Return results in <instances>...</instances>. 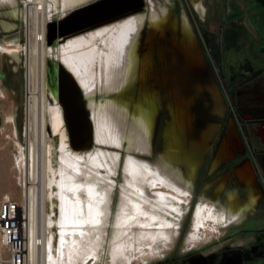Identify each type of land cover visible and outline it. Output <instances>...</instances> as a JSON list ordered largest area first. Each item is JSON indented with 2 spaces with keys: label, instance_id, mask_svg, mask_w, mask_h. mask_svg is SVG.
I'll list each match as a JSON object with an SVG mask.
<instances>
[{
  "label": "rangeland",
  "instance_id": "374dc122",
  "mask_svg": "<svg viewBox=\"0 0 264 264\" xmlns=\"http://www.w3.org/2000/svg\"><path fill=\"white\" fill-rule=\"evenodd\" d=\"M18 1L19 8L16 7L17 2L13 4L11 0H0V7L5 2H8L7 5L10 8L12 7L11 14L19 19L18 30L14 32L17 35L9 34L7 36L5 34L0 38V91L4 97H0V190L4 189L6 191L5 195L10 200L19 203L20 207L24 208L27 216L30 213L27 198L29 183L27 167L21 160L20 148L22 147L27 151L29 142H34L36 138L34 127H31L32 131H30L29 137L27 135L29 127L27 104L29 97V58L27 50L31 45L36 43V38L35 35L31 36L29 33L30 27L27 20V7L32 6V4L29 0ZM61 1L59 0L57 5L49 2V6L51 7H49L46 15L45 40H47V25L49 23L58 22L71 10L90 4L96 0H81L68 6ZM150 11L148 30L162 31L163 22L167 18L166 14L163 11L159 14L153 13L152 10ZM144 18L145 16L143 15H136L117 24L102 26L78 36L69 37L55 47H48V49L53 51L51 58L61 63L67 69V65L61 61V58L64 57L70 60L72 56L75 57L79 65V71L82 73L81 76L88 81L89 87L94 93L91 96L94 102V110L90 109V116L92 126L94 127L95 144L90 152L73 151L69 147L68 138L65 139L66 145H64L62 134L56 132L52 126L49 112L46 111L41 116L42 121L44 119L46 124L47 146L52 151V165L57 172L61 171V168L68 171L70 179L68 178L66 181L67 184H75L70 186L71 189L73 188L72 190L70 189L71 191L66 190V192H68L67 194L70 198L68 200V213L71 216L67 219V224H72L75 221L76 224L67 227L69 232L65 235L66 241L62 243V247H60L62 230L58 226L52 227L57 247L54 254L59 264H148L161 260L173 251L182 254L202 250L205 251L204 253H208L213 249H207V252L204 249L205 246L216 240H220L228 230V223L220 220L218 222L210 220L206 223L207 227L205 229L203 228V230L197 232L195 228L200 205L209 206L208 208H212L213 212L215 211L214 214H220L218 216H222L221 212L228 209L230 212L231 208L234 210V203L238 207L236 208L237 210L235 209L232 212L240 215V217L242 216V212L244 214L251 210L250 213H252V210H254L253 205L256 202L247 200L244 203L232 200L228 204L230 207H227L228 209L226 208L227 203L223 204L221 198L217 200L220 205L210 204L211 189H207V186V188L204 187V190L200 192V195L194 202L191 201L188 195L181 196L184 202L181 205L182 207L180 206V209L177 208V210H180L178 211L179 214L174 210H170L169 207L167 208L169 212H163L166 208L159 204L157 193L164 190V192L167 191L173 194L175 197L170 199V201L175 203H178L174 201L178 196L170 190L156 189L151 179L141 174L146 172L144 167L140 166L137 169H132V172L129 171L130 164L136 162L145 163L163 173V176L166 177L170 185H178L177 178L183 176V173H179L175 169V166L170 165L171 162L169 161L183 163L186 167V172L188 169L193 168L191 161L199 162L202 158L201 161L206 164L200 169L198 175L201 174V171L202 174H205L204 168L207 167V163L210 161L211 165L206 170V176L209 179L205 182L213 180L215 183L219 177L225 175L226 164L214 170L213 161L215 160L216 164L219 165L223 161L226 162L233 159L237 148H241V142L231 121H229L227 129L224 125L225 120L222 123L225 128H220V125L216 124L210 125L201 134L200 139L194 143L185 141V139H188L187 133L191 119H187L182 114L179 117L176 114L178 112L175 111V113L172 110V106H169L170 112L171 114L175 113L177 117L172 116L173 121L169 122L172 126H170V133L162 129L161 116L157 117L154 125V114L157 113L159 103L156 93H153L151 90L147 64L150 63L153 55L160 61L163 59V53L160 52L162 43L155 44V40L151 41L150 34L147 35V39L143 43V47H147V50L139 58L138 70L134 67L136 64L134 55L133 57L130 56L131 51L136 46L135 44L138 46L140 43L139 35ZM7 25L10 28H14V25L11 23ZM127 25L129 31L127 32L128 35L120 42L121 50L118 53H121L119 61L116 60L115 64L113 61L112 65H110L111 62L108 57L112 54L110 49L111 41L118 36L122 27ZM182 30L186 32L184 31L185 29ZM261 34L264 35V7L261 8ZM41 35L42 33L39 35L38 31V36L41 37ZM172 41L174 42V40ZM188 41L186 43L182 41L183 44L187 45H183L177 41L178 49L186 50L191 44V40ZM63 47L65 51L61 50ZM168 48L172 49L171 47ZM261 48H264V39H261ZM185 50H182L183 54ZM134 53H136L135 50ZM192 54L185 53L184 55L185 66L187 67H193V64H197V61L201 59L197 57V54H195L196 57ZM173 60H176L174 54ZM262 66H264V52L261 51ZM220 70L218 68L217 72L219 73ZM162 73L160 74L162 76L159 77L164 81H169V77L166 76L165 72ZM159 77H157V80ZM135 80L139 83L136 86L139 88V92L136 102H133L131 99L134 98L132 93L135 89L133 87L136 82ZM127 88L126 94H128V100L122 96V92ZM36 89L39 96V92L43 90V83L39 84V80H37ZM208 90L212 92V90ZM214 90L213 88V92ZM174 96L176 97V103H178L179 96ZM213 97L216 101H214L215 113L221 115L223 108L221 104L217 103L219 100L218 95L214 94ZM51 99L47 101V105L52 108L57 102ZM86 102L90 106V99L87 97ZM176 108L182 109V105ZM210 129L214 131L212 136L207 138ZM65 133L67 135V132ZM204 133L206 134L204 135ZM204 138H207V140ZM211 140L212 143L210 145L215 146L212 153L201 155L200 150L192 145L193 143L200 147H206L208 141ZM239 154L241 153L237 152L235 156ZM134 157L138 161L133 162L135 161ZM95 159L98 160L97 163L94 162ZM247 167L248 165L244 166L237 173L239 180L248 186V194L245 199H248L251 193H254L253 189H250L249 181L242 179L240 176V171L246 170ZM195 175L197 176V174ZM184 176L190 177L193 174L186 172ZM251 177L250 175L249 179ZM135 180L137 181L136 183ZM131 182L137 185L141 184L139 187L142 186L141 188L144 189L146 194L144 200H146L133 198L137 207H141L143 211L138 215L135 210L132 211L134 207L136 208V205L130 203V213L135 212L132 214L136 216L131 217L132 219L130 218L127 221L122 212V206L129 204L126 198L131 194L129 191H132L128 185ZM187 186L188 182L185 183V186L178 185L184 192L189 193V187ZM91 187L95 188L96 191L94 193L97 192V195L90 196L88 191ZM232 187V184L229 182L226 189ZM93 197L100 202L96 210L89 208V202L93 200ZM95 212H99L97 218L92 216ZM167 213L170 215H167ZM152 214H157L159 217L156 215V218L158 219L165 216V218L170 219L171 223L167 227L162 228L158 224L161 219L156 223L151 222L150 217ZM51 217L52 219H57V222H59L62 217L60 210L54 211ZM252 219L253 217L251 216ZM235 222L237 221L233 223ZM164 229L167 233L162 231ZM27 240L29 246L28 235ZM46 264H48L47 261Z\"/></svg>",
  "mask_w": 264,
  "mask_h": 264
},
{
  "label": "flooded vegetation",
  "instance_id": "af4514ba",
  "mask_svg": "<svg viewBox=\"0 0 264 264\" xmlns=\"http://www.w3.org/2000/svg\"><path fill=\"white\" fill-rule=\"evenodd\" d=\"M130 5L126 7H131ZM263 7L264 0H142L138 12L130 10L118 20L107 24H117L136 15L145 16L139 35L140 43L134 54L136 70L139 58L147 50V47H143L147 35L150 34L149 37L151 41L155 40V44L162 43L160 52L163 53V59L160 61L152 54L153 62L150 60L147 64L151 90L156 93L159 103L157 113L154 114V125L157 117L161 116L162 129L170 133L169 122L173 121L172 116H176V112L179 117L184 115L191 119L188 139H185L188 143L199 140L210 125H220V128L225 125L227 129L231 121L234 126L241 142V148H237L235 154H241H234L233 159L219 165L213 161L214 170L226 164L225 175L215 183L213 180L212 184L210 181L205 182L209 179L206 170L211 165L210 161L204 168L205 174L201 171L200 175L198 172L206 163L201 161L202 158L199 162L191 161L193 168L186 171L193 174L190 177L184 176L186 167L183 163L169 161L179 173H183V176L177 178L178 185L185 186L188 182L191 201L194 202L207 186V189H211L210 204L220 205L217 202L219 198L226 204V200L232 195L245 199L248 186L239 180L238 170L248 165L254 173L250 179V189H253L258 198L253 212L247 211L237 222L229 223L228 230L220 240L205 246L206 251L213 249L212 251L204 253L205 251L197 250L182 254L173 251L161 260L148 264H253L261 255L264 228L258 217L261 202H264V77L261 76V68H264L261 67V51L264 52V48H261V39H264L261 34ZM150 10L156 14L161 11L166 14L162 31L148 30ZM188 40H191V48L178 49L177 41L183 44L182 41L186 43ZM185 43L183 45H187ZM166 45L172 49L166 48ZM182 50H185L184 54ZM185 53H193L194 57L197 54L201 59L193 67H187ZM173 54L176 60H173ZM218 68L221 69L219 73ZM162 72L169 77V81L165 82L159 77ZM156 76L159 77L158 80ZM137 85L138 81L133 86V102L138 97ZM127 90L128 88L122 92V96L128 100ZM214 94L218 95L217 103L222 105L221 115L215 113ZM174 95L179 96L178 103ZM179 105H182V109L176 108ZM169 106L176 111L174 114H171ZM212 140L208 141L206 147L192 145L200 150L201 155L212 153L215 148L210 145ZM229 182L233 187L226 189Z\"/></svg>",
  "mask_w": 264,
  "mask_h": 264
},
{
  "label": "bare ground",
  "instance_id": "6f19581e",
  "mask_svg": "<svg viewBox=\"0 0 264 264\" xmlns=\"http://www.w3.org/2000/svg\"><path fill=\"white\" fill-rule=\"evenodd\" d=\"M11 1L13 4L16 3V0H11ZM62 1L68 6V5L78 3L81 0H62ZM29 2L32 4V6L27 7V10H28L27 20L29 22V27H30L29 33L31 36L35 35L36 43L34 45H31L27 50L28 58H29V72H28L29 97H28V103H27L28 104V114H29V127H28V134L27 135L29 137L30 131H32L31 127L32 128L34 127L36 138H35L34 142H32V141L29 142L27 151H25V149L22 147L20 148L21 155H22L21 160H22L23 164L27 167V177H28V183H29V187L27 189V198H28V206H30V213H28L27 216L25 214V226L27 228V235L29 238V255L31 257L32 264H46V261L48 264H50V263L59 264L56 260V255L54 254L57 250V247L55 244L56 243L55 242V235L52 231V227L58 226L62 230V232H61L62 242L60 243V247H62V243H64L66 241L65 235L67 232H69V229H67V227H70V226L76 224L75 223L76 221L73 222L72 224L71 223L67 224V219H69V216H70L68 213V200H70V198H69V196L67 194L68 192H66V190L71 191L73 188L71 189L70 186L74 183H72L70 185L67 184L66 181L68 180L69 175H70L68 171L63 170L64 168L63 169L61 168V171L57 172L55 170L54 166L52 165V151L47 146L46 124H45V120L43 119V121H42V119H41L42 114H44V112L46 113V111H48L50 114V117H51L52 126H53L54 130L56 132H60L62 134L63 144L66 145L65 139L68 137L65 133L66 128H65V124H64V120H63L61 107H60L59 103L57 102V99L53 96L52 92L46 86V82H45V62H46L47 58H51L53 55V51L51 49H48V47L46 46V40L44 37L45 25H46L45 24L46 15L48 13L49 7H51V6H49V2L57 5L59 3V0H29ZM42 18H43V20H42ZM38 31H39V35H40V33H42L41 37L38 36ZM128 31H129L128 25L122 27V30L118 34V36H116V38L111 41L110 49L112 51V54H110L109 57L107 56L109 61L111 62L110 65H112L113 61L115 64V61L120 58L121 52L118 53L121 50L120 42L123 41V39L126 37V35H128L127 34ZM78 35H80V34L74 35L73 37L78 36ZM136 43H137V41H136ZM135 45H134L135 48L131 51V55H130L131 57H133V55L135 54L134 50H136L137 44H135ZM61 50L65 51V48L63 47V48H61ZM99 51H100V49H99ZM7 52H11V51H7ZM99 56H100V54H99ZM61 61L67 65L68 69L66 67L65 68L67 70H69L71 72V74H73L75 79L77 80L80 87L82 88L83 94L85 92V94H86V95L84 94L85 98L87 97L90 99V106L88 104L87 105L89 107V112H90V109L93 111L94 110V102L91 99V96L94 93L92 92L91 88L89 87L88 81L83 76H81L82 73L79 71L80 69H79V65L77 63L76 58L72 56L70 58V60H68V59L62 57ZM118 66H119V64H118ZM37 80H39V84L43 83V90L41 92H39V96L37 95L38 93H37V89H36ZM51 96H52V99H51ZM49 99L55 100L57 102L56 105L52 106V108L48 107V105H47V101ZM154 111H155V109H154ZM90 114H91V112H90ZM148 115H150V114H148ZM151 123H152V121H151ZM213 131L214 130L210 129L209 134H207V138H209V136H212ZM210 133H211V135H210ZM205 134L206 133H204V135ZM93 135H94V127H93ZM207 138L206 139L204 138V139L207 140ZM94 141H95V136H94ZM90 151H91V149H89L87 151H83V152H90ZM75 152H77V151H75ZM134 160L135 161H133V162H136V160L138 161V159L135 157H134ZM94 162L97 163L98 160L95 159ZM100 163H102V162H100ZM130 165H131L129 168L130 172H132V169H137L140 166L144 167L146 172L141 173V174L150 178L153 186H156V189L170 190L174 194H176L177 196L188 195L187 194L188 192H184L181 188L178 187V185H170L169 182L167 181L166 177L163 176V173H161L158 169L156 170V168L154 169L150 165L145 164V163L136 162V163H132ZM253 174H254L253 170L252 169L250 170V168H248V167L246 170L243 169L240 171L241 178L244 180H248V181H249L250 175L253 176ZM136 182L137 181L135 180V183ZM128 185H129V188L132 190V191H129V192H131L130 196H127V198H126L127 203H129V204H125L122 206V210H123L122 212H123L124 216L127 218V221H129L131 217L136 216V215H133L135 212H132L133 214L130 213L131 212L130 211V206H131L130 203L136 205L133 198L135 197V199L138 198V200L139 199L144 200V196H146L144 189L141 188L142 186L139 187V185H141L140 183H139V185H137V184H134L131 182ZM76 190H78V189H76ZM94 191H96L95 188H92V187L89 188L88 192L90 193V196L97 195L96 194L97 192L94 193ZM127 194H129V193H127ZM157 196H158L157 200H158L159 204L166 208L163 210V212H169V211H167V208L169 207L170 210H172V211L174 210L179 214L178 211H180L179 209H180V206L182 205V203L184 202L183 201L184 199L175 198L176 200H174V199L173 200L178 202V203L172 202V201H170V199L174 198L175 196L171 193H168L167 191L164 192V190L163 191L161 190V192H158ZM47 201H49V202H47ZM58 202H60V203H58ZM89 203H90L89 208L90 209L93 208L96 210L98 203H100V202L98 199H95L93 197V200H91ZM208 207H206V206L200 207L198 210V214H197L198 215V221H197V225L195 228L197 232L203 230V228L205 229L207 227L206 223L210 220H213L215 222H218L220 220V221H224L225 223L229 224V223H232L234 221H237L238 218L240 219V215H238L236 213L234 214V212H232L234 215L228 216V214L225 211H223V212H221L222 216H218L220 214H217V215L214 214L213 209L208 208ZM177 208H179V209L177 210ZM243 208H241V209H243ZM58 209L60 210L61 216H62L61 219L59 220V222H57V219H52V217H51V215L54 214V211L57 212ZM133 210H135L138 213V215L140 213H142V211H143L141 209V207H139V206L137 207V205H136V208L134 207V209H132V211ZM231 211H235V210H232V208H231ZM73 212H75V211H73ZM240 212H242V211H240ZM75 214H76V212H75ZM242 214H243V212H242ZM156 215L152 214L150 219H151V222H155V223L161 219L160 222L158 221L159 222L158 224L160 227L165 228L169 225V223H171L169 218H165V216H162L160 219H158V218H156ZM160 215H162V214H160ZM167 215H170V214L167 213ZM92 216H94V218H97V216H99V212H97V213L95 212L94 214H92ZM74 219H75V217H74ZM87 222H89V221H87ZM151 224H153V223H151ZM162 231L167 233V231L165 229Z\"/></svg>",
  "mask_w": 264,
  "mask_h": 264
},
{
  "label": "water",
  "instance_id": "95a60500",
  "mask_svg": "<svg viewBox=\"0 0 264 264\" xmlns=\"http://www.w3.org/2000/svg\"><path fill=\"white\" fill-rule=\"evenodd\" d=\"M141 4L142 0H96L75 8L60 21L47 25L46 46L55 47L69 37L112 23L130 10L138 12ZM45 82L61 107L69 147L77 152L92 149L95 141L89 107L73 74L55 59L47 58Z\"/></svg>",
  "mask_w": 264,
  "mask_h": 264
},
{
  "label": "built area",
  "instance_id": "2783aa9c",
  "mask_svg": "<svg viewBox=\"0 0 264 264\" xmlns=\"http://www.w3.org/2000/svg\"><path fill=\"white\" fill-rule=\"evenodd\" d=\"M0 264H31L24 208L8 197L0 203Z\"/></svg>",
  "mask_w": 264,
  "mask_h": 264
},
{
  "label": "crops",
  "instance_id": "0c3cea01",
  "mask_svg": "<svg viewBox=\"0 0 264 264\" xmlns=\"http://www.w3.org/2000/svg\"><path fill=\"white\" fill-rule=\"evenodd\" d=\"M16 2H17L16 7L19 8V1L17 0ZM7 3L8 2H5L4 5L2 7H0V38L3 37L5 34L7 36L9 34L17 35V33H14V32L18 30L17 25H18L19 19H18V17L13 16V14H11L12 13V7L10 8V6H8ZM10 23L12 25H14V28L8 27L7 24H10ZM261 69H262L261 70V76L264 77V68H261ZM0 97L4 98L1 91H0ZM248 184H250V179H249ZM5 192L6 191H4V189L0 190V203L4 197H8L7 195H5ZM178 198L181 199L182 197L178 196ZM257 198H258L257 195H255L254 193L253 194L251 193V195L248 199L240 198L238 195H235V196L232 195L229 200H226V203H227L226 207H228L229 202L232 200L242 201L243 203L246 202V200L257 202ZM201 207H203V205H201ZM237 207H238V205H236L234 203V205H233L234 210ZM253 208H254V205H253ZM250 211L251 210H249V212ZM225 212L228 214V216L235 214V213L233 214L232 211H231L232 214L230 213V211H225ZM260 218H261V227L264 228V202L263 203L261 202V211H260L258 219H260ZM253 264H264V244L261 245V255L258 256V258L255 260V262Z\"/></svg>",
  "mask_w": 264,
  "mask_h": 264
}]
</instances>
